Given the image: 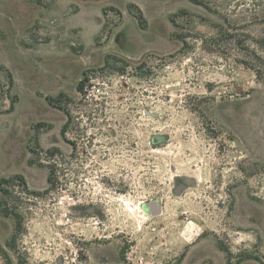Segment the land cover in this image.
Here are the masks:
<instances>
[{
    "label": "rangeland",
    "instance_id": "1",
    "mask_svg": "<svg viewBox=\"0 0 264 264\" xmlns=\"http://www.w3.org/2000/svg\"><path fill=\"white\" fill-rule=\"evenodd\" d=\"M0 264H264V0H0Z\"/></svg>",
    "mask_w": 264,
    "mask_h": 264
},
{
    "label": "trees",
    "instance_id": "2",
    "mask_svg": "<svg viewBox=\"0 0 264 264\" xmlns=\"http://www.w3.org/2000/svg\"><path fill=\"white\" fill-rule=\"evenodd\" d=\"M133 8H136V7H135V6H130V8H129V12L133 15V17H134L135 19H137L139 25L142 26V27H144V24H145V18H144V16H143V13H142L139 9H137V8H136L137 13H134V12L132 11ZM84 85H85V80L81 81V82L78 84V86H77V90H78V92L81 93V92L83 91V89H84ZM46 99H47V101H48V103H49V105H50L51 107H53V108H55V109H58V110H63V111H65V109H64V107H63V105H62V103H63V100L68 101V97L66 96V94L61 93V94L59 95V97H57V98L47 97ZM65 113H66L67 116H68V111H65ZM38 126L41 127L42 125H38ZM67 130H68V122L65 124V127H64V129H63V131H62V135H63V137L66 136ZM47 154L50 156V158H56V157H58L59 155H62V152H61L59 149L55 148V149L49 150V151L47 152ZM31 163H33V161H32ZM39 165H40L41 167L45 166V165H43L42 163H39ZM47 168L49 169L48 184L50 185V190H51V188H54V186H55V184H56V183H55V180H54V179H55V176H56V168H55V165H53V166H49V167H47ZM19 178H20V180H21L22 183L26 184L25 181H24V179H23V177H19ZM3 212L5 213L6 216H9V213L7 212V210H5V211H3ZM16 218L19 219V216L16 215Z\"/></svg>",
    "mask_w": 264,
    "mask_h": 264
},
{
    "label": "water",
    "instance_id": "3",
    "mask_svg": "<svg viewBox=\"0 0 264 264\" xmlns=\"http://www.w3.org/2000/svg\"><path fill=\"white\" fill-rule=\"evenodd\" d=\"M124 36H125V35H124V33H123V32H122V34H121V35H120V34H119V35H117V36H116V38H115V42H117V41H118V42H120V37H121V41H122V40H123V38H124Z\"/></svg>",
    "mask_w": 264,
    "mask_h": 264
}]
</instances>
